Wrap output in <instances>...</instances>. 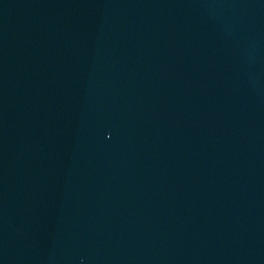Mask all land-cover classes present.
<instances>
[{"label": "water", "instance_id": "water-1", "mask_svg": "<svg viewBox=\"0 0 264 264\" xmlns=\"http://www.w3.org/2000/svg\"><path fill=\"white\" fill-rule=\"evenodd\" d=\"M0 264H264V0H0Z\"/></svg>", "mask_w": 264, "mask_h": 264}]
</instances>
